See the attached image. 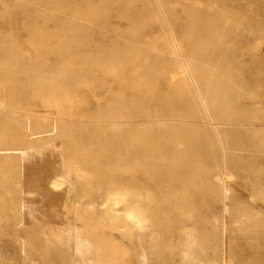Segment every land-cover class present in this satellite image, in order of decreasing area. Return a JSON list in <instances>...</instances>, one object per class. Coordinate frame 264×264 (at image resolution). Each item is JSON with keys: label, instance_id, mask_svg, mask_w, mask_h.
Wrapping results in <instances>:
<instances>
[{"label": "rangeland", "instance_id": "1", "mask_svg": "<svg viewBox=\"0 0 264 264\" xmlns=\"http://www.w3.org/2000/svg\"><path fill=\"white\" fill-rule=\"evenodd\" d=\"M81 1L83 4L103 5L105 14L100 16L103 34L97 30L93 33L97 44L109 48L117 45L119 50L128 52L131 46L127 39L128 31L135 29L134 39L149 48L143 53L133 51L129 57H120L111 65L112 71L94 74L84 64V58L93 52L90 46L79 48L77 59L66 58L56 52L45 53L43 58L49 65L70 66L89 82L60 84L51 91L29 89L15 93L12 100L20 117L28 114L31 118H38L51 130L69 126L81 129L76 126L81 118L92 119L112 105L126 106L121 109L123 116L128 112L129 103L138 104L148 113L160 110L161 98L171 99L178 84H189L187 76L180 71L183 66L173 64L170 55L173 42L168 29L158 16L142 12L139 1L132 9L130 19L120 14V4L124 0L119 3L115 0ZM161 1L167 9L176 11L177 18H172L171 29L189 55L198 57L202 51L206 57L209 56L211 33H230L232 45L241 54L240 60L232 61L231 71L252 94L250 98L237 96L233 105L236 112L243 110L248 117H237L221 128L228 141L233 142L229 147L236 151L243 149L241 153L260 174L237 172L229 164L222 169L216 162L206 163L211 174L225 179L226 187L220 201L213 203L210 209L202 207L194 212L185 209L191 214L186 228H194L197 239L205 245V252L198 254L191 264H264V152L252 145V140L264 134V0ZM17 4L18 0H0V34H11L19 42L21 53L34 59L37 53L25 39L26 31L17 19L23 10ZM8 6L9 9L6 8ZM184 9L193 10L199 17L211 15L217 25L211 27L206 20L198 19L190 29ZM7 14L13 16L10 21L5 20ZM34 17L38 24L43 22L41 15ZM47 25L51 28L53 23L49 21ZM154 37L157 38L155 41ZM196 68L199 67L195 62L188 64L189 72L204 87L213 73L208 68L202 71H196ZM141 77L145 78L140 80ZM145 82L150 84L148 90ZM5 91L0 85L1 106L11 98ZM149 98L157 101L155 105ZM189 105L186 107L190 108ZM151 123L156 125L154 120ZM55 140L63 146L69 145L67 138ZM100 162L105 163L106 160L102 158L97 161ZM107 162L114 163L112 160ZM26 163L18 162L20 167L12 188L20 192L15 199L11 200L0 186V264H139L143 255L147 264H186L178 254L181 231L165 222L166 219L172 223L179 220L178 210L163 202L159 187L146 185L144 178L134 176L133 170L120 169L121 180L126 183L136 181L144 191L152 194L160 209L154 218L149 217L141 203L139 208L146 213L142 219L131 214L133 205L112 202L107 197L108 187L105 185L81 187L75 173L69 176L72 187L65 188L58 182L65 175L64 171L54 169L51 160L41 154ZM202 188L205 190L207 187ZM196 205L201 207L199 202ZM118 213L124 215L119 225L115 216ZM137 229L139 232L135 234ZM132 230L130 237L127 233ZM152 235L162 237L170 246L163 251L164 254L160 253L159 247L150 249Z\"/></svg>", "mask_w": 264, "mask_h": 264}, {"label": "bare ground", "instance_id": "2", "mask_svg": "<svg viewBox=\"0 0 264 264\" xmlns=\"http://www.w3.org/2000/svg\"><path fill=\"white\" fill-rule=\"evenodd\" d=\"M120 1L115 0L118 3ZM137 1L141 3L142 12L158 16L168 29L173 42L170 51L173 64L183 66L180 71L187 76L189 84H178L174 89L175 96L171 99L161 98L160 110L152 113L144 112L138 104L129 103L128 112L123 116L121 109L126 106L112 105L92 119L81 118L76 124L81 129L69 126L51 130L38 118H31L28 114L20 117L12 96L21 90L44 92L54 90L60 84L89 81L70 66L49 65L43 58L45 53L56 52L66 58L77 59L80 56L79 48L90 46L93 52L84 58V64L94 74L97 71H112L111 65L118 62L120 57H129L133 51L143 53L149 47L134 39L135 29L128 31L127 39L131 41L128 52L119 50L117 45L109 48L97 44L93 33L97 30L103 34V20L100 19L105 14L102 12L103 5L83 4L81 0H18L17 7L23 12L17 19L26 31L25 39L35 48L37 56L34 59L24 56L15 37L5 32L0 34V85L11 95L8 101L2 102V106L0 104V186L11 200L15 199L20 192L12 188L18 175L17 168L20 167L18 162L26 165V162L41 154L51 160L54 169L64 171L65 175L58 182L65 188L72 187L69 176L75 173L81 187L105 185L108 187L107 197L112 202L133 205L131 214L142 219L146 213L139 208L141 203L145 205L149 217L154 218L160 209L152 194L144 191L136 181L126 183L121 180L120 169L133 170L134 176L144 178L146 185L159 187L163 202L178 210L179 220L172 223L166 219L165 222L181 231L178 254L183 262L191 264L198 254L205 252V245L197 239L194 228H186L191 214L185 209L192 212L200 211L202 207L210 209L213 203L220 201L226 187L225 179L211 174L206 163L216 162L222 169L229 164L237 172L260 174L241 153L243 149L236 151L229 147V143L233 142L228 141L221 128V125L231 124L237 117H248L243 110L236 112L233 105L237 96L250 98L252 94L231 71L232 61L240 60L241 54L232 45L230 33H211L212 50L209 56L206 57L207 54L202 51L198 57L189 55L171 29L172 18H177L176 11L167 9L161 0H124L120 4V14L130 19ZM183 13L190 29H193L198 19L206 20V24L211 27L217 25L215 17L211 15L199 17L190 9H184ZM37 14L42 16L41 24L35 20ZM12 18L11 14H7L5 20L10 21ZM49 21L53 23L51 28L47 25ZM193 62L199 67L196 71L208 68L213 73L204 87L189 72L188 64ZM147 82L145 86L148 90L150 84ZM148 100L154 105L157 102L153 98ZM151 120L155 121V126ZM59 137L67 138L69 145L59 144L55 140ZM252 145L264 152V134L252 140ZM102 158L106 162L97 163ZM110 160L114 163L107 162ZM202 187H207V191ZM197 202L201 203V207L196 205ZM86 203L90 205L89 201ZM92 210L89 207V211ZM115 216L119 225L124 215L118 213ZM133 232L127 234L131 237ZM138 232L139 229L135 230V234ZM149 244L150 249L159 247L161 254L170 247L160 236L152 235ZM138 263L147 264L146 257H140Z\"/></svg>", "mask_w": 264, "mask_h": 264}]
</instances>
